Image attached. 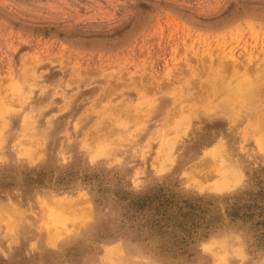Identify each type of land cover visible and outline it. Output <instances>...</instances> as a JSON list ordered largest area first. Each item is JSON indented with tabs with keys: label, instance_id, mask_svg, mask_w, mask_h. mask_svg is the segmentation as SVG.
I'll return each instance as SVG.
<instances>
[{
	"label": "rangeland",
	"instance_id": "obj_1",
	"mask_svg": "<svg viewBox=\"0 0 264 264\" xmlns=\"http://www.w3.org/2000/svg\"><path fill=\"white\" fill-rule=\"evenodd\" d=\"M263 58L264 0H0V264H264V98L206 104Z\"/></svg>",
	"mask_w": 264,
	"mask_h": 264
},
{
	"label": "bare ground",
	"instance_id": "obj_2",
	"mask_svg": "<svg viewBox=\"0 0 264 264\" xmlns=\"http://www.w3.org/2000/svg\"><path fill=\"white\" fill-rule=\"evenodd\" d=\"M243 70L244 71L242 72H238V75H232V77H230L231 79H228V81L223 80L218 83L213 82L209 88L211 100H209L206 104L209 106V104L211 105L213 102L218 101L217 105L221 104L223 109H228L229 111L237 105L238 107L240 106L239 109H246L247 114L251 117V119L255 117L258 118V116L261 118L262 115L258 109V102L264 98V58L260 63H258V67L249 66L243 68ZM202 97L207 99L208 94ZM251 102H253L254 105H251ZM214 104L215 103H213L211 107H215ZM248 115L246 117H248ZM263 130L264 124L261 126H255L252 129V132L259 135L258 141L264 149Z\"/></svg>",
	"mask_w": 264,
	"mask_h": 264
}]
</instances>
